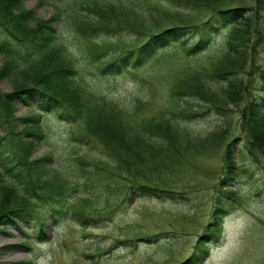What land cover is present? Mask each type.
<instances>
[{
	"label": "rangeland",
	"instance_id": "obj_1",
	"mask_svg": "<svg viewBox=\"0 0 264 264\" xmlns=\"http://www.w3.org/2000/svg\"><path fill=\"white\" fill-rule=\"evenodd\" d=\"M87 1L104 6L110 2L119 4V0H24L23 4L25 8L35 9L37 17L48 20L57 8L65 14L89 13L80 7ZM122 1L135 9L118 16L125 19L126 25L111 20L118 29L97 39L98 43L109 40L100 45L98 56L91 54V42L76 37L67 21L60 23L61 40L75 59L89 90L111 97L124 109H135L137 119L174 116L189 132L192 141L172 140L161 155L141 165L151 179L149 184L171 192L173 197L146 195L137 184L148 180L135 173L113 170L116 160L100 137L86 134L88 131L82 129L79 121H67L55 112L45 113V137L38 142L34 157H48L47 165L52 172L57 170L69 181L67 203H64L69 211L55 217L47 213L45 225L36 222L34 212L28 222L19 226L6 229L0 226V264H264V158L256 152L261 158L255 162L253 157H248L249 151L245 152L246 158L242 157L239 154L242 138L234 142L240 169L233 181L241 200L227 199L230 212L223 216L220 235L206 242L204 253L199 251L191 257L212 220L220 195L227 145L237 135L246 134L242 121L246 100L239 106L226 100L220 89L227 80L211 76L230 52V41L240 36L239 33L232 32L230 26L223 28L214 34L209 47L197 54H189L183 43L177 41L158 50L140 68L105 74L98 64L100 60L119 57L164 28L200 24L218 9L202 5L179 8L180 0ZM246 1L249 5L254 3ZM38 3L42 6L38 7ZM137 16L138 26L135 22L127 24ZM253 29L251 26L249 31ZM247 35L243 42L247 46L245 62L237 74L253 95L258 90L264 91V40H258L252 33ZM198 38L200 35H189L188 45ZM5 60L0 54V91L9 93L15 89L14 80L23 82L24 77L18 75L13 79L8 69L12 63L6 66ZM4 67H7L5 77L1 78ZM194 74L204 77L220 99L226 101L223 108L200 106L192 94L173 92L175 84ZM183 100H188V104ZM187 105L192 112L182 111ZM17 109L16 114L24 116L39 112L40 105L36 104L33 112L27 106L18 105ZM219 131H226L225 137L209 141L208 147L201 144L205 140L201 138ZM74 214L78 217L74 218Z\"/></svg>",
	"mask_w": 264,
	"mask_h": 264
},
{
	"label": "trees",
	"instance_id": "obj_2",
	"mask_svg": "<svg viewBox=\"0 0 264 264\" xmlns=\"http://www.w3.org/2000/svg\"><path fill=\"white\" fill-rule=\"evenodd\" d=\"M232 1L180 0L179 8L202 5L218 9L200 24L164 28L153 33L141 45L125 50L119 57L100 60L98 63L103 73L120 74L125 68L142 67L158 50L177 41L183 43L189 54H197L207 49L214 34L223 28L230 26L232 32L237 31L240 35L230 41V52L224 61L217 64L211 76L227 80V84L222 85L220 89L226 100L237 102V106L243 99L246 100L242 107L246 134L237 135L227 145L220 195L214 206L212 220L206 228L208 232L198 239L192 258L197 252L207 248L206 242L210 238L220 235L223 216L230 212L227 199L241 200L240 192L233 183L240 169L236 164L234 142L242 138L239 153L242 157L246 158L245 152L249 151L248 157H253L255 162L261 158L257 153L262 154L264 158V91L258 90L253 95L248 93L246 82L237 74L238 69L244 65L247 53V46L243 43L244 36L252 33L258 40H264V0H251L253 5H249L246 0L244 4L232 5ZM23 3L24 0H0V54L6 59V66L7 63H12V67L8 69L12 72L13 79L18 75L24 77L23 82L14 80L15 89L11 92L0 91V165L3 168L0 170V226L6 228L9 224L17 225L21 221H28L34 212H39L43 222L46 213L56 216L69 211L64 204L67 203L69 181L57 170L52 172L47 165L48 157H33L38 142L45 137L43 121L45 113L49 112H55L70 122L79 121L82 129L88 131L86 134L100 137L116 160L113 170L122 174L135 173L148 180L142 181L144 184H137L139 188H144L146 195L157 198L173 197L171 192L150 185L151 179L144 169H141V165L143 161L161 155L159 153L170 147L172 140L192 141L189 132L174 116L137 119L134 116L137 114L135 109H124L111 97L89 90L75 59L61 40L63 31L60 23L67 21L72 24L76 37L83 42H91V54L96 57L100 45L109 42L108 39H103L98 43L97 39L110 36L115 28L118 29L111 20L126 25L125 19L118 16L135 7L128 6L122 0H119V4L110 2L109 6L87 1L81 3L80 7L89 13L74 11L65 14L63 9L57 8L46 20L37 17L35 9L25 8ZM40 6L42 3H38V7ZM187 8L186 10H190ZM257 12L261 16H258ZM138 19L137 16L136 20H129L127 24L135 22L138 26ZM251 26H254L253 32L249 31ZM189 35H200V38L189 46ZM6 68H3L4 75L1 78L5 77ZM231 74L236 75L233 77ZM172 90L176 94L190 93L198 98L197 105L210 104L209 108L213 110L225 106L226 101L220 99L202 76L194 74L181 80ZM34 100L40 105V113L28 116L16 114L18 104L29 105L32 109ZM185 102L188 104V100ZM185 109L193 111L190 105L182 111ZM199 113L201 112L195 114ZM225 134L226 131L214 132L209 137L201 138L205 139L201 144L208 147L209 141L225 137ZM41 207L44 209L42 215ZM76 216L78 217V214Z\"/></svg>",
	"mask_w": 264,
	"mask_h": 264
}]
</instances>
